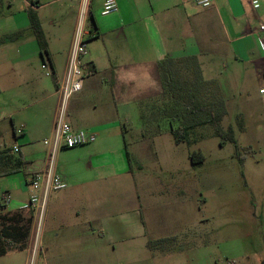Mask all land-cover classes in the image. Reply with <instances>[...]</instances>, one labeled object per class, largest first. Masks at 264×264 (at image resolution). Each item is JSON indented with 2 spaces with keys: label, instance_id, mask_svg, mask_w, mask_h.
Returning <instances> with one entry per match:
<instances>
[{
  "label": "crops",
  "instance_id": "obj_1",
  "mask_svg": "<svg viewBox=\"0 0 264 264\" xmlns=\"http://www.w3.org/2000/svg\"><path fill=\"white\" fill-rule=\"evenodd\" d=\"M33 1L36 0H24L29 8L37 11L41 4L34 7ZM157 1L161 14H156L153 7L150 15L142 19L136 17L130 24L136 25V30H132L136 38H132L133 46H127L128 55L116 46L106 47V53H87L84 57V87L72 97L68 121L74 130L94 134L96 141L77 147L84 150H80L81 157L72 166H67L65 159L60 165L63 151L67 149L57 153L59 165L55 161L54 171L66 187L52 191L46 204L45 210L48 213L49 209L51 215L46 249H40V253L38 249H5L4 242L23 240L24 223L29 222L32 227L40 216L39 209L28 206L29 201H19L18 206L10 208L0 205V264H30L34 253L44 264H93L104 261L105 249H150L149 242L142 248L131 246L135 240L144 242L148 230L144 203L134 182L132 152L127 138L128 127L132 126V131L134 128L137 132L132 141L138 143V150L144 139L156 140L162 136L154 120L145 123L141 118L143 109L160 93L154 72L161 60L196 56L204 78L217 82L227 112L234 109L238 113L236 119L239 116L243 119L242 134L248 136L244 148L249 153H263L258 142L264 141V94L260 93L264 86V51L256 32L264 24V0H260L262 4L258 9L253 7L252 0H214L210 8L200 7L196 0ZM93 15L91 8L94 20ZM96 27L98 35L95 37H99L101 31ZM72 40L63 51H53L48 46V57L42 56L38 49L55 78V88L30 86L22 95L40 97L37 103L44 104L36 114L23 121L22 138L28 146L36 137L53 136L61 99L58 55L64 57L66 72ZM32 60H37V55L19 56L23 63L19 71L25 76H28V67L24 63ZM150 94L154 96H148ZM18 95L21 96L20 90ZM137 108L138 120L134 119ZM19 148L26 163L23 149ZM47 167L45 161L31 171L24 168L21 172L25 185L29 186L33 174ZM119 196L124 205L122 209L117 202Z\"/></svg>",
  "mask_w": 264,
  "mask_h": 264
},
{
  "label": "rangeland",
  "instance_id": "obj_2",
  "mask_svg": "<svg viewBox=\"0 0 264 264\" xmlns=\"http://www.w3.org/2000/svg\"><path fill=\"white\" fill-rule=\"evenodd\" d=\"M101 1L92 0L94 21L101 35L87 42L89 54H103L106 47L118 46L126 55L127 46H133L132 38H136L132 32L136 25L130 24L136 17L142 19L150 15L153 7L156 14L162 13L158 10L157 0H117L119 12L103 16ZM79 2L39 0L38 16L53 51H63L73 39ZM258 2L261 7L262 2ZM29 9L24 0H0V150L21 146L26 156L25 169L31 171L45 161L49 162L51 147L45 142L51 137H36L28 146L18 133L24 130L23 121L44 107L43 103H37L40 97L22 95L30 86L55 88V78L42 69L45 62L30 28ZM20 31L23 32L20 38H6ZM118 42L122 43L117 45ZM22 55H37V60L24 63L28 67V76L19 71L23 64L19 56ZM61 56L58 55L61 69L57 73L60 81L65 74L64 57ZM85 70L86 67L84 74ZM154 76L160 87L156 70ZM237 114L231 109L221 122L224 130L234 128L237 139L236 143L223 146L210 125L196 131L193 139L197 142L176 144L170 133L171 122L164 121L159 126L162 136L156 140L152 137L144 139V143H139L143 146L137 150L138 143L132 141L137 132L134 128L132 131V126L128 127L134 182L144 203L148 230L144 242L135 240L131 246L142 248L146 242L173 236L178 241L168 243L164 249H105L104 261L93 264H264V151L249 153L244 148L248 136L238 130ZM139 117L137 108L134 119ZM258 143L264 150V141ZM81 149L84 150H64L60 165L64 159L67 166L76 164ZM194 152L203 154L201 166H193L190 155ZM55 161L59 165L57 155ZM24 178L23 172L0 176V200L4 193L12 197L8 208L30 200L34 190L25 185ZM117 202L122 209L120 196ZM46 213L45 210L39 220L36 218L32 227L29 222L24 223L23 240L4 242L5 249H38L39 253L40 249H46L51 217L49 209ZM98 235L97 232L96 237ZM30 264L44 263L37 260L34 253Z\"/></svg>",
  "mask_w": 264,
  "mask_h": 264
},
{
  "label": "trees",
  "instance_id": "obj_3",
  "mask_svg": "<svg viewBox=\"0 0 264 264\" xmlns=\"http://www.w3.org/2000/svg\"><path fill=\"white\" fill-rule=\"evenodd\" d=\"M34 7H39V1H33ZM30 28L34 32L42 56L49 55L48 43L45 39L38 13L35 9L28 10ZM93 27L98 35L95 21ZM23 32H17L6 36L8 40L20 38ZM91 40V39H90ZM156 72L160 83V93L141 112V118L145 123L154 120L157 130L164 121L171 122L170 133L176 144H191L197 142L193 139L196 131L210 125L214 128L215 136L221 140V145L236 143L233 127L224 130L221 122L227 115V106L216 81L206 80L203 76L200 62L196 56L181 58H166L156 65ZM178 126L174 127L173 124ZM238 130L244 131L243 119L237 117ZM125 148L127 158L128 143ZM193 166H201L204 156L194 152L190 155ZM25 161L22 156L12 152L11 148L0 150V176H8L24 171ZM177 237H167L149 242L151 249H164L168 243L174 244Z\"/></svg>",
  "mask_w": 264,
  "mask_h": 264
},
{
  "label": "built area",
  "instance_id": "obj_4",
  "mask_svg": "<svg viewBox=\"0 0 264 264\" xmlns=\"http://www.w3.org/2000/svg\"><path fill=\"white\" fill-rule=\"evenodd\" d=\"M214 0H196L197 5L202 8H210ZM255 9L260 7L257 0H252ZM92 0H80L77 15L76 28L73 35L72 46L64 78L59 83V92L61 95L57 110L56 121L53 136L45 142L51 147L50 160L48 167L42 172L33 174L29 186L34 190L28 206L33 209H39L40 218L45 212L49 195L52 191L62 190L66 187L64 181L55 174V158L61 149H73L91 144L96 141L94 134L84 130H74L68 121L69 102L72 97L81 92L84 87L83 58L87 55V42L94 38L97 33L91 22ZM119 12L117 0H104L101 8L103 16L116 14ZM256 34L259 37L260 44L264 51V24H261ZM43 70L49 71L47 63L42 65ZM264 94V86L260 89ZM20 135L23 131L18 132ZM13 153L19 154V146H15ZM11 195L4 193L0 204L7 206L11 202ZM39 218V219H40Z\"/></svg>",
  "mask_w": 264,
  "mask_h": 264
}]
</instances>
